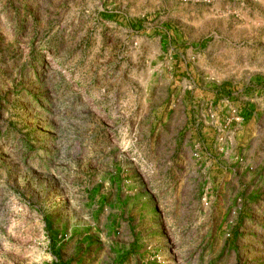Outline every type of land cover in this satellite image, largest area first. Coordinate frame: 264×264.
Masks as SVG:
<instances>
[{
	"label": "rangeland",
	"instance_id": "rangeland-1",
	"mask_svg": "<svg viewBox=\"0 0 264 264\" xmlns=\"http://www.w3.org/2000/svg\"><path fill=\"white\" fill-rule=\"evenodd\" d=\"M0 264H264V0H0Z\"/></svg>",
	"mask_w": 264,
	"mask_h": 264
}]
</instances>
